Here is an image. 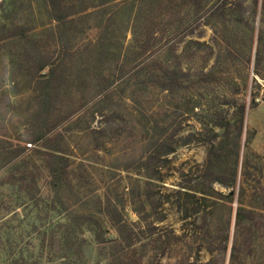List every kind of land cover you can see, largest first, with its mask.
Instances as JSON below:
<instances>
[{"label": "rangeland", "instance_id": "obj_1", "mask_svg": "<svg viewBox=\"0 0 264 264\" xmlns=\"http://www.w3.org/2000/svg\"><path fill=\"white\" fill-rule=\"evenodd\" d=\"M68 1L88 12L99 2ZM116 1L99 18L104 33L90 36L107 38L104 54L75 43L81 54L67 61L61 97L49 105L47 135H56L65 156L58 168L66 167L50 184L49 149L21 147L41 111L27 59L54 56L56 22L46 0H0V264H60L66 251L73 264H231L233 247L232 264H264V0ZM116 58L123 83L113 77ZM147 59L158 71L162 62L189 71L185 89L127 80ZM200 69L216 81L200 82ZM160 141L174 147L167 161L143 165ZM211 146L213 174L204 179ZM232 170L233 186L213 182L226 183ZM243 179V206L254 214L236 226ZM113 206L121 218L106 212Z\"/></svg>", "mask_w": 264, "mask_h": 264}, {"label": "trees", "instance_id": "obj_2", "mask_svg": "<svg viewBox=\"0 0 264 264\" xmlns=\"http://www.w3.org/2000/svg\"><path fill=\"white\" fill-rule=\"evenodd\" d=\"M83 1V0H82ZM48 3V9L50 16L54 22H56V30H55V38L57 42L56 50L54 51V56H45L41 55L38 59H35L34 57H31L27 59L28 62V74L29 78L34 82V84L37 85L36 90L37 94L35 95V99L40 101V110L37 113V117H33V121L29 122V129L27 131V139L25 141V144L21 147L22 151H29L31 147H35L33 150L36 154L41 152V148H48L49 151L44 152V156H46L45 160V168L47 171V176L49 178L50 184H54V180H59V177H61V174H65L66 167L63 166L61 168H58L61 166V163L63 160H65V156L63 155V151L60 149L61 147H58V143L56 139V135H47L51 129L54 126H51L49 124L50 122V114L48 112L49 105L52 103L51 101L54 100V98L59 99L61 97L62 88L61 85H63L62 79L64 78V67L67 64L68 60H75L76 57L81 54V47H74L76 44L83 43L82 40H86L87 44L83 47H91L94 46L97 50H99V53L97 55L102 56L104 53H102V50L104 49V46L107 43V38L104 37L103 40L97 39L93 40L90 38L92 34L97 35L98 37L100 35V32H103V30H106V26L100 23L99 18L104 15V12L111 4L117 3L116 0H99L97 4L92 3L91 5L94 9L90 12H88V8L86 7H80L76 8L75 5L71 4L68 0H46ZM216 11L214 9L212 13ZM261 14H264V2L261 7ZM99 24L94 26L95 31L91 32V30H88L89 24L91 22H98ZM88 24V25H86ZM8 30V36L15 37L19 35V38H27V35L19 30H16V32H11V29L5 28ZM88 31V32H87ZM104 33V32H103ZM88 34V35H87ZM87 35V37H86ZM100 38V37H99ZM199 46H204L206 48H210L209 45H206L205 42H199L194 41ZM148 50V46L141 48L139 53H145ZM116 60V66L114 67L116 72L114 73L113 77L118 78V80H121V83H123L122 80H126V78L122 77L124 75V72L126 70V66L120 64V60L118 58ZM157 59H147L141 62L139 65H136L131 68L132 73L127 78L134 79V84L138 87H154L158 90L163 91H180L182 89H185L186 84L185 80H189L190 73L189 71L184 72L182 69L177 67H171L170 65H163L165 62L160 63V71L153 68V63ZM250 62V61H249ZM259 62V61H257ZM49 68V71L46 75H39L41 74L42 70L44 68ZM256 67V62H255ZM200 74L198 77V80L203 83H212L216 81V76L212 71H205L204 69L199 70ZM257 72L256 69L254 71ZM81 73L80 70H76L74 73L75 80L79 78V74ZM73 76V75H72ZM131 82V81H130ZM251 104L254 106L256 103L254 101V98L251 101ZM244 108L240 110V114L243 116ZM222 128V125H217ZM228 126V123L225 125ZM44 128V129H43ZM226 128V127H225ZM228 129V128H227ZM229 132L226 131L224 135V139H229ZM241 136V126L238 131V134L236 136V156L238 155L237 146H239V139ZM190 139H187L184 141V143H187V141ZM26 144H29V146H26ZM57 144V146H56ZM157 147V154H152L151 157L147 158L143 165L151 166L152 164H155L157 162H166L167 159L161 158L162 156H166L174 151V147L172 144H168L164 141H160L156 143ZM163 152V153H160ZM53 157L54 160L50 158ZM214 157V148L211 146V149L209 150L207 154V162L205 163L206 166H204V172L202 174L203 178L205 179L208 175L213 174L211 172V166H212V158ZM221 155L220 158L216 156L215 159H218L221 161ZM45 159V157H44ZM54 161V162H53ZM26 172L23 173V176L20 180V184L24 183L26 181ZM30 174V173H29ZM33 174V173H32ZM245 178L246 174L248 173H242ZM236 175V170H232L231 172H228V181L224 183L222 179H215L213 182H217L220 184H224L225 186L231 187L234 184V179ZM202 176L200 178L202 179ZM227 176V175H226ZM12 177V176H11ZM36 178H33V183H35ZM246 180L243 179L242 184L239 187L238 192V205L234 209V224L236 226H239L240 223L243 220V217H246L248 214H254V211L251 209H247L243 206V200L246 193V189L244 188V183ZM229 183V184H228ZM22 188V187H21ZM110 211L113 213H116L117 216L120 218L122 217V211H119L116 206H113L110 210L106 209V212ZM92 220L93 219H89ZM71 222V221H70ZM69 222V223H70ZM98 231L95 233V240L98 244H105L104 239L101 237L100 232V226L97 223V221H93ZM61 226V225H57ZM125 227V225H123ZM229 238V235H226V239ZM44 238H42V241ZM112 242V241H109ZM115 244L119 243L117 240L113 241ZM65 247H61L60 249H63ZM59 250V249H58ZM66 250V249H65ZM65 255L62 256V261L64 263L60 264H73L72 259L67 260V251L64 253ZM234 254H235V247H233V250L231 252V264L234 260ZM53 258L58 256L52 255ZM67 260V261H66ZM30 264V263H26ZM36 264H42L41 258H39L36 262ZM55 264V263H52Z\"/></svg>", "mask_w": 264, "mask_h": 264}]
</instances>
